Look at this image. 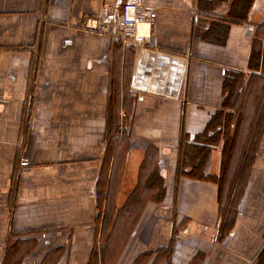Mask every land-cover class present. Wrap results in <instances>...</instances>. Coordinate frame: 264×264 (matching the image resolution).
<instances>
[{
  "label": "crops",
  "instance_id": "0c3cea01",
  "mask_svg": "<svg viewBox=\"0 0 264 264\" xmlns=\"http://www.w3.org/2000/svg\"><path fill=\"white\" fill-rule=\"evenodd\" d=\"M125 1L0 0V264H89L101 246L97 185L114 80L128 146L117 205L137 186L149 146L165 188L118 264H260L264 130L229 229L218 183L179 176L178 166L181 139L238 104L227 78L240 75L236 96L251 76L264 84L252 61L264 54V0H143L154 22L142 46L86 27L105 5ZM223 144L210 145L206 174H220Z\"/></svg>",
  "mask_w": 264,
  "mask_h": 264
},
{
  "label": "trees",
  "instance_id": "16d2710c",
  "mask_svg": "<svg viewBox=\"0 0 264 264\" xmlns=\"http://www.w3.org/2000/svg\"><path fill=\"white\" fill-rule=\"evenodd\" d=\"M260 58V53H254L252 61L261 62L263 79L264 54L263 58ZM252 63L254 67H258V64ZM239 84L240 75H233L225 80V87L229 92L228 99L234 98L238 101L237 105L235 102L231 103L233 111H226V108L217 111L212 115L205 129L197 133L192 141L184 136L180 142L178 175L198 180L209 179L218 183L220 221L224 230L229 229L235 221V203L249 177L264 130V103L262 104L264 84L258 83L251 76L243 90L236 96ZM116 87L117 80H114V90L108 107L109 145L106 162L97 185V199L102 210V214L98 216L101 221L99 240L101 246L94 247L89 264H99V260L101 264H118L119 257L148 201L159 199L165 190L160 186L162 177L158 170L159 154L155 146H149L139 168L137 186L128 193L121 206L117 205L120 170L126 155L124 151L128 146L120 141L123 126L120 121L122 108L119 90ZM128 89L125 90L124 95L126 111L132 110L134 102V96H129ZM221 137L224 144L220 174H206L205 166L211 153L210 145L220 141ZM181 224L182 222L175 228ZM261 262L264 264V249L261 253Z\"/></svg>",
  "mask_w": 264,
  "mask_h": 264
},
{
  "label": "built area",
  "instance_id": "2783aa9c",
  "mask_svg": "<svg viewBox=\"0 0 264 264\" xmlns=\"http://www.w3.org/2000/svg\"><path fill=\"white\" fill-rule=\"evenodd\" d=\"M113 12L116 16L108 17ZM154 13L143 0H126L121 9L105 5L102 11L89 16L86 27L99 34H113L127 43L146 45L151 37Z\"/></svg>",
  "mask_w": 264,
  "mask_h": 264
}]
</instances>
